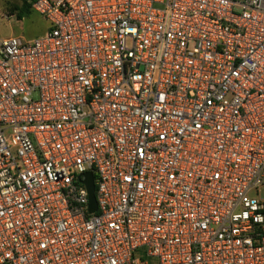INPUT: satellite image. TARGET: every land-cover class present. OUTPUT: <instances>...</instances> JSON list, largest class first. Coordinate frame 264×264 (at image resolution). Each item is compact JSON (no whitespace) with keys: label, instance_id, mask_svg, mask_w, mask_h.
<instances>
[{"label":"built area","instance_id":"built-area-1","mask_svg":"<svg viewBox=\"0 0 264 264\" xmlns=\"http://www.w3.org/2000/svg\"><path fill=\"white\" fill-rule=\"evenodd\" d=\"M32 10L0 38V264H264V0Z\"/></svg>","mask_w":264,"mask_h":264},{"label":"rangeland","instance_id":"rangeland-1","mask_svg":"<svg viewBox=\"0 0 264 264\" xmlns=\"http://www.w3.org/2000/svg\"><path fill=\"white\" fill-rule=\"evenodd\" d=\"M22 0H0V38L23 37L27 40L42 36L49 28L40 14L32 12L23 20H18L16 16L9 17L5 13L7 6H21Z\"/></svg>","mask_w":264,"mask_h":264},{"label":"trees","instance_id":"trees-1","mask_svg":"<svg viewBox=\"0 0 264 264\" xmlns=\"http://www.w3.org/2000/svg\"><path fill=\"white\" fill-rule=\"evenodd\" d=\"M23 4L21 6L15 5L13 7L7 6L5 13L9 16H16L18 20H23L26 16L30 15L32 10V4L34 0H22Z\"/></svg>","mask_w":264,"mask_h":264},{"label":"water","instance_id":"water-1","mask_svg":"<svg viewBox=\"0 0 264 264\" xmlns=\"http://www.w3.org/2000/svg\"><path fill=\"white\" fill-rule=\"evenodd\" d=\"M83 183L86 185L89 198H90V212L94 213L98 209L97 197H96V186L94 181V176L91 172L85 174V180Z\"/></svg>","mask_w":264,"mask_h":264}]
</instances>
